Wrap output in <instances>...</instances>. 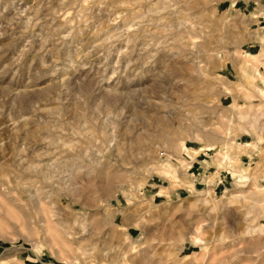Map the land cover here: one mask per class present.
<instances>
[{"label": "rangeland", "instance_id": "374dc122", "mask_svg": "<svg viewBox=\"0 0 264 264\" xmlns=\"http://www.w3.org/2000/svg\"><path fill=\"white\" fill-rule=\"evenodd\" d=\"M0 264H264V0H0Z\"/></svg>", "mask_w": 264, "mask_h": 264}]
</instances>
